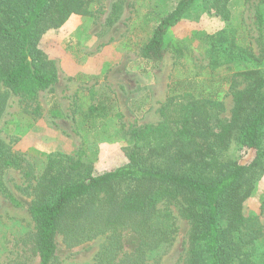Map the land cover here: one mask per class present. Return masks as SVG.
I'll return each mask as SVG.
<instances>
[{
	"label": "trees",
	"instance_id": "16d2710c",
	"mask_svg": "<svg viewBox=\"0 0 264 264\" xmlns=\"http://www.w3.org/2000/svg\"><path fill=\"white\" fill-rule=\"evenodd\" d=\"M101 1L0 0V84L5 89L0 90V117L11 95L19 98L21 108L35 104L32 114L42 115L38 97L60 78L56 61L41 48L44 35L74 15L93 16ZM198 1L180 0L141 50L143 59H164L168 30ZM258 23L262 30V10ZM245 33L243 27L236 30L229 49L251 56ZM217 66V61L209 65L211 82L220 77ZM236 78L246 87L235 88ZM179 80L169 87L159 110L161 122L131 130L135 143L125 166L92 174L80 157L33 151L43 164L32 186L29 213L34 229L26 242L40 264H54L57 236L73 249L105 235L107 243L95 264H149L152 255L175 238L172 207L190 225L183 264H264L257 255L264 225L259 216L244 212L264 173V75L247 69L219 78L234 88L230 119L221 118L224 105L216 92L206 94L196 81ZM51 115L62 117L58 110ZM236 139L256 153L250 164L220 159ZM24 162L0 138V172L24 171ZM124 232L138 237L132 252L124 250Z\"/></svg>",
	"mask_w": 264,
	"mask_h": 264
},
{
	"label": "rangeland",
	"instance_id": "374dc122",
	"mask_svg": "<svg viewBox=\"0 0 264 264\" xmlns=\"http://www.w3.org/2000/svg\"><path fill=\"white\" fill-rule=\"evenodd\" d=\"M222 1L196 2L168 30L167 51L158 63L143 59L141 50L180 0H102L93 16L74 15L60 29L44 35L41 48L56 61L60 78L38 97L42 115L32 114L35 104L27 110L21 108L19 98L11 95L0 117V138L25 159L24 171L8 168L0 172L4 186L0 185V264H40L26 242L34 229L29 213L32 186L43 164L33 151L80 157L92 174L125 166L135 143L131 130L161 122L159 110L169 96V87L179 79L196 81L206 94L216 92L224 105L221 118H231L234 88L219 78L247 69L264 75V23L262 30L258 23V11L264 15V5L260 0ZM241 27L246 29L251 56L229 49ZM213 61L219 62L216 74L220 77L211 82L208 75ZM246 85L235 79V88ZM0 90H5L1 84ZM90 106L97 107L96 112ZM52 110L62 117H52ZM255 157L256 153L236 139L220 159L250 164ZM263 202L264 173L244 207L246 215L259 216L264 225ZM172 209L178 229L175 238L152 255L149 264L184 263L190 225L177 208ZM107 240L105 235L68 249L62 236H57L54 264H95ZM138 242L136 235L124 232L125 252H132ZM257 255L264 258V235Z\"/></svg>",
	"mask_w": 264,
	"mask_h": 264
}]
</instances>
